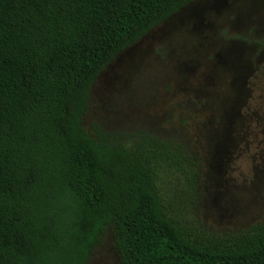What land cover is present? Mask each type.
Wrapping results in <instances>:
<instances>
[{
	"label": "trees",
	"instance_id": "1",
	"mask_svg": "<svg viewBox=\"0 0 264 264\" xmlns=\"http://www.w3.org/2000/svg\"><path fill=\"white\" fill-rule=\"evenodd\" d=\"M194 1L0 0V264H88L109 228L122 264H264V221L198 218L183 138L84 126L107 66Z\"/></svg>",
	"mask_w": 264,
	"mask_h": 264
},
{
	"label": "rangeland",
	"instance_id": "2",
	"mask_svg": "<svg viewBox=\"0 0 264 264\" xmlns=\"http://www.w3.org/2000/svg\"><path fill=\"white\" fill-rule=\"evenodd\" d=\"M84 126L183 138L196 158L203 224L226 235L263 222L264 0H196L181 10L100 74ZM88 264H122L111 228Z\"/></svg>",
	"mask_w": 264,
	"mask_h": 264
}]
</instances>
